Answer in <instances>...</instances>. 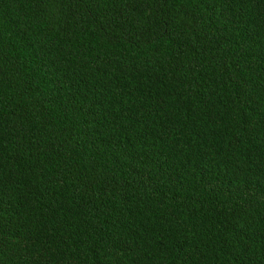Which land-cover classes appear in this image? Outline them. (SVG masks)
<instances>
[{
    "label": "trees",
    "instance_id": "16d2710c",
    "mask_svg": "<svg viewBox=\"0 0 264 264\" xmlns=\"http://www.w3.org/2000/svg\"><path fill=\"white\" fill-rule=\"evenodd\" d=\"M0 264H264V0H0Z\"/></svg>",
    "mask_w": 264,
    "mask_h": 264
}]
</instances>
